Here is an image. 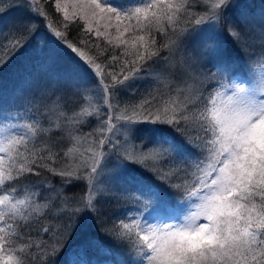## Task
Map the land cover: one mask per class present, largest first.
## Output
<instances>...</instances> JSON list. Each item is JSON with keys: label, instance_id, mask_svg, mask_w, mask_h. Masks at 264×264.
<instances>
[{"label": "snow or ice", "instance_id": "6c2138e0", "mask_svg": "<svg viewBox=\"0 0 264 264\" xmlns=\"http://www.w3.org/2000/svg\"><path fill=\"white\" fill-rule=\"evenodd\" d=\"M92 3L117 21L152 7L150 0L144 8L134 9L110 0ZM25 6L31 14L43 15L27 0ZM182 6L176 5V11ZM60 7L57 3L56 8ZM38 27L31 20L13 25L0 43L8 60L33 38L43 43ZM44 27L51 47L41 49L40 73L29 75L8 101L0 94V119L5 111L24 104L44 108L57 104L83 116L87 97L96 95L111 127L108 109L116 108L118 94L134 92L139 81L151 84L156 82L153 77L171 78L179 81L169 85L178 95L203 81L210 87L198 95L193 89L192 107L177 105L172 114L167 110L154 114L144 107L148 101L143 99L142 110L133 107L117 130H122L121 135L109 138L106 145L104 139L99 141L101 151L93 153L91 163L65 164L61 154L49 149L46 154L37 153L38 161H30L35 167L21 164L17 168L12 163L0 169V251L5 245L13 251L21 245L17 259L0 257V264H78L65 259L68 253L76 249L74 254L79 255L102 244L98 237L87 235L89 227L123 249L122 264H264V73L259 79L250 76L253 57L248 51L250 33L264 32V9L257 17L248 0H212L210 8L204 7L187 25L178 26L180 30L174 29L172 44L162 43L147 56V49L137 52L127 74H109L110 79L66 33L54 30L47 20ZM260 55L264 56V40ZM6 63L0 56V68ZM38 123L21 127L34 132ZM16 128L11 122L0 125V136L8 129L0 140V153L19 156L20 145L29 151L26 135ZM53 157L60 161L57 166L44 163ZM133 165L141 173L132 175ZM41 169L59 177L58 188L47 179L42 181L48 186L43 206L35 203V186L24 183L26 173L39 176ZM6 182L10 183L3 187ZM190 183L193 189L186 190ZM73 185L82 191L71 192ZM125 195L144 197L148 201L144 208L151 205V211L179 208L184 220L173 223L170 217L142 228L136 224L132 240L133 226L124 219L101 222L106 215L104 201Z\"/></svg>", "mask_w": 264, "mask_h": 264}, {"label": "trees", "instance_id": "16d2710c", "mask_svg": "<svg viewBox=\"0 0 264 264\" xmlns=\"http://www.w3.org/2000/svg\"><path fill=\"white\" fill-rule=\"evenodd\" d=\"M24 2L25 0L0 1V32L3 33V35H0V43L5 42V37L8 36L9 30L13 27V25H17L20 23V21H18L19 17H28V13L24 10V7L20 5ZM42 2L43 5H41V3L39 5L42 6V10L44 12L42 10L41 12L43 13L44 17L47 18V21L50 24H54L58 29L68 33L71 37L72 42L76 44V46L79 47L81 50H83L87 54L86 56L90 57L93 61H95V63L100 65L101 71H107L108 74L111 75L114 73H119V76L122 73L127 74L129 69L126 66H128L129 63H126L130 62V58L134 59V56L136 57L137 52L141 50L140 48L142 47L139 48L134 44V47L132 48L128 43L117 44L111 42L105 39L102 35L98 36L94 32L90 31L88 28H86V25L82 23V21H80L79 19H73L72 22L65 20L60 10L56 8L54 0H44ZM262 2H264V0L254 1V5H250V10L254 13L255 10H258V4ZM130 4L132 6L136 5L134 1L129 0L128 2L124 3L123 6H129ZM179 5H183L179 9V12L182 13L179 16V21L181 22H183V19H185V17L187 16L195 17L196 14H198L199 9L203 8V4L200 2V0H198V3L195 4L193 3V0H186L185 2L180 3ZM184 21H186V19ZM187 24L188 22L185 25ZM175 30H179V28L177 29L176 27ZM263 33L261 31L255 32L254 30L250 33L249 44L251 45V47L248 49V51L253 57L250 67L253 63L263 57L262 55H260ZM153 39L151 34L146 35L145 43L148 45V48H152L151 50H155L156 48H159L161 46V44L158 46L156 44L160 40L157 35L154 45L152 44ZM148 48L144 47L143 52H145V49ZM149 53L150 50L145 52V55L147 56ZM16 55L12 56L11 61H9L2 68H0V88L1 85L3 86L14 83L21 76H29L31 74H34V71H29V67L32 66L33 63L29 65V59L27 58V56L16 57ZM113 56H116L118 59L113 60ZM20 62H23L27 65H21L20 68H17L16 64ZM173 83L177 84L179 83V81H173ZM139 84L140 82L138 83L137 88L134 92H122L116 97V99L119 101V111H121L123 114H129L133 107L140 110V103L145 98L147 99L148 103L144 104V107H147L149 105L154 114L157 112L163 113L164 111H161L162 108L160 107V105L164 104L165 108L168 109L167 112L169 114H172L174 111L178 110L177 105H179L180 108H183L185 106L192 107L193 105L191 100H189L188 98V94H186V90H188V88L185 89L184 93L179 96L174 93V87H172V89L171 87H167L166 92H164L160 88L158 90L156 89L154 92H151V95H141V90H144L146 92L148 91L150 86H148L147 83L143 86H140ZM168 91L173 92V97L167 94ZM186 97L188 98V100L186 99ZM52 108H56L57 115L55 116L57 121H55L56 119L53 120L55 116H53L52 121L48 120L47 112L52 111L50 110ZM33 109L36 113L39 123L37 125L38 128L36 135L32 140L30 138L31 141L26 143L29 151H24V145L20 148V157L22 164L28 163L29 166L35 167L34 164H30V161L33 159L38 161L40 159V156L37 155V153H39L40 155L46 154V152L42 150L43 146H49L52 151L61 154L63 156L65 164H72V161L75 159V157L65 156V152L71 148V145H69L67 133H71L73 131V128H70L71 126L68 121H77L76 119L81 117L73 114L69 108L57 104H53L50 107L42 110H39V108L34 105ZM84 109L85 118L82 120V125L85 124L84 128L87 133L85 131H83V133L86 135H89V133H91L90 136L93 139L95 136L93 134L98 131V126L96 125L97 118L93 115V111H100L102 109V105L97 103L96 108H93L91 106H88L87 104H84ZM100 114L101 115H99V119H104L105 117L103 111H100ZM77 123L78 124L74 128H76L80 132L81 123L80 121ZM69 159L72 161H70ZM44 163L55 167L57 166V164L60 163V161L56 160L53 157L49 160H45ZM8 165L9 164H6L7 168ZM19 166L15 165V167L17 168ZM130 173L132 175H136L138 173H141V170L137 166H134V168L130 169ZM142 174L145 175L146 178L152 179L149 174ZM25 176L28 178L24 181V183L28 186H35L33 190L38 193V196L35 198V203L40 206H43L47 202L44 197L47 195L48 186L42 181L44 179H47L51 181L54 186H56L57 188L59 187V177H53L50 174L46 173L43 169H41V174L39 176H33L30 173H26ZM152 182L159 183L154 179L152 180ZM5 184L7 185L8 182H6ZM17 187L19 188L20 186ZM128 187L134 188V185H128ZM192 188L193 185L190 183L189 185H187L186 190H191ZM70 191L73 193L81 192L82 188L79 185H73L70 188ZM255 199L257 203H259L260 198L257 196ZM131 200L135 203L136 201H143L146 199L144 197L137 198L136 196H134L133 199L128 195L106 199L104 201V211L106 212V215L102 218L101 222L108 223L110 221H116L118 223L120 219L125 220L128 217L129 212L134 209ZM44 211L46 212L47 209H44ZM30 221L31 218H29V221L27 222ZM88 223L89 225H91L93 221L90 220ZM133 230L136 231L135 228H133ZM85 231L87 235L96 236L99 238V240H102V244L100 246L103 249H107L106 254L101 255L99 251L96 254L90 253L89 250L93 249L91 248L86 253L84 251H81L79 255H75L74 253L76 249H73V251L68 253V255L65 257L66 260L79 261L82 259L84 262H86V264H119L120 261L123 262V260L125 259V254L121 247L115 245L111 240L101 237L100 234L96 232L94 228L89 227ZM82 238L83 237H78V240ZM131 239H136L135 234L132 235ZM20 246L21 245L18 243L15 251H13V249L11 248V256L14 260L18 258Z\"/></svg>", "mask_w": 264, "mask_h": 264}, {"label": "rangeland", "instance_id": "374dc122", "mask_svg": "<svg viewBox=\"0 0 264 264\" xmlns=\"http://www.w3.org/2000/svg\"><path fill=\"white\" fill-rule=\"evenodd\" d=\"M42 1L44 0H35V2H33V0H27L28 3L32 4L33 8H36L38 6L40 10H42V6H41L43 5ZM45 1H50V0H45ZM110 1L113 4H118L126 9H134L136 7L144 8L145 4L148 2V0H132L136 3V5L132 6L130 4L129 6H123V4L128 2L129 0H110ZM185 1L186 0H150L152 7L146 8L145 11L134 15L131 19H123L121 21H117L114 17H110L107 14L100 13L98 9L94 8L92 0H54V3L60 4L61 7L59 10L62 13L63 18L65 20L72 22L73 19H79L80 21H82V23L86 25V28H88L90 31L94 32L95 34L97 33V31H99L105 39L117 44L128 43L132 48L134 47L135 44L139 48L142 47L140 48L141 50H139L138 52H143L144 47L148 48V45L145 43L147 34H151L152 39L153 38L156 39V35L159 37L160 40L156 43L157 46L162 43L172 44L174 40V29L176 27L178 29L179 28L178 25L179 26L185 25L191 18L194 19L200 12L203 11L204 7L210 8L212 3V0H200V2L203 4V8L199 9L198 14H196L195 17L187 16L188 19H186V21H184L185 19H183V22H181L179 21L180 20L179 16L182 13L176 11V5H179L180 3H183ZM254 1L256 0H248L249 5H254ZM25 2L20 5L23 6L24 10L28 13V17H19L18 21L20 22L29 21V20L35 21L39 25L38 34L39 37L43 39V43L38 44L36 39L33 38V40L29 44H27L24 48H22L19 52H17L19 54L16 53L17 54L16 57L27 56V58L29 59V65L33 63L32 64L33 67L30 66L29 71L30 72L34 71V74L39 75L42 64L41 60H43L44 57V54L42 53L41 49L42 48L46 49L51 47V37L49 30L44 27V21L47 20V18L44 17V15L35 16L31 14L28 11L27 7L25 6ZM97 2L103 3V0H97ZM40 3L41 5H39ZM169 5H171L172 7L169 8L168 7ZM262 9H264V2L258 4V10L254 11V15L258 17ZM137 16H138V20H137ZM47 23L51 25V27L54 30L64 32L63 30L58 29L54 24H50L48 21ZM118 28L119 31L117 30ZM254 31L259 32L258 29ZM66 34L68 40L72 42L70 35L68 33ZM141 36L144 37L143 40L139 39V37ZM263 40H264V33H263ZM151 49L152 48L150 47L147 49V51L150 50V52H152L153 50ZM65 55L67 57V54ZM0 56H2L3 59L7 60V63L11 61V59L8 60V55L6 50L3 51L0 50ZM135 58L136 57L134 56V59ZM134 59L130 58V62L126 63V64L129 63V65L126 66L128 69H131L133 67L131 61ZM21 65H27V64L20 62L16 64V67L20 68ZM56 70L57 68L55 67L52 69L53 72H55ZM104 73L107 76V78L109 79L111 78V75H109L107 71H104ZM262 73H264V56L261 57L260 60H257L255 63L252 64V66L250 67L249 74L250 76H253L256 79H259ZM112 75L119 76V73H114ZM27 77H28L27 75L21 76L14 83L3 86L1 85L0 94L3 95L5 101H8L9 98L13 95V93L21 87L22 82ZM153 79L156 82L151 84H149L145 80L139 81L140 86H143L146 83L148 84V86H150L148 91L146 92L144 90H141V95H149V93L154 92L156 89L158 90L160 88L164 92H166L167 91L166 88L170 87L169 86L170 83L172 85H175V83L171 81V78H169V80H161L159 77H153ZM208 87H210V84L207 81H203L202 83H197L195 85H190L188 87V90H186V94H188L189 100H191V102L194 103L193 89H195L196 95H198L202 89ZM174 93L177 94L175 90ZM167 94L173 97V92L168 91ZM177 96L179 95L177 94ZM188 98L186 97L187 100ZM98 99H99L98 96L91 95L87 97L85 104L93 108H96ZM35 106L38 107L39 110L46 109L40 105H35ZM33 107L34 106L24 104L23 106L13 107L10 112L5 111L3 114V118L0 119V125L7 124L8 122L16 124L17 128L15 130L20 132L22 135H26L27 137L26 143L31 141L36 135L38 127L34 132H32L29 131L27 128L21 126L30 123L39 122ZM148 107L150 106L149 105L147 107L145 106V108ZM160 107L162 108L161 111L168 110L165 108V104L160 105ZM119 108H120L119 104H117L115 109H110L111 111L108 109V111L111 112V115L109 117L111 121V127L109 126V123L108 121L105 120V118L99 119V116L98 117L95 116V113H97V111H93V115L97 118L96 125L98 126V131H96L95 134H93L95 135L93 139L90 135H86L83 133V131L87 133V131L84 128L85 124L82 125L83 124L82 120L85 118L84 115L80 116L81 118H77L76 119L77 121H70V120L68 121L71 126L70 128H73V131L71 133H67L69 145H71V148L65 152L66 154L65 156L75 157L73 161L69 159L70 161H72V164H80L83 162L91 163L92 160L94 159L93 153L96 152L97 154H99L101 151V146L99 145V141L101 139H104V143L106 145L109 138H115V136L122 134V130L119 133L117 132V130L120 129L121 125L125 123V118L130 113L123 114L121 111H119ZM50 110L52 111L47 112L48 120L52 121L53 116L57 115L56 108L55 109L52 108ZM55 119L56 116L53 120ZM55 121H57V119ZM79 121L81 123L80 132L76 128H74L76 127V125L78 124L77 122ZM7 135H8V129H5L4 135L0 136V140L6 138ZM21 146L23 145H20L19 147L21 148ZM49 149H50L49 146L48 147L43 146L42 150H44V152H47V150ZM0 157H3V163L0 164V169H7L6 164L14 163L16 166L22 164L20 155L18 156L15 152H11L7 155H5L4 153H0ZM25 165H28V163H25ZM134 166H132V168H134ZM3 187H7V185L5 184ZM130 188L132 189V187ZM130 197L134 199V196H130ZM97 198H99V195H97ZM131 203L134 209L129 212L128 217L125 219V222L130 223L135 229H136L135 227L136 224H139L141 228L144 227L145 223L157 225L161 220L169 219L170 217L172 218L173 223H181L184 220V212H182L179 208L168 207L165 208L163 211H151V205H149V208L147 209L144 208V204L148 203L147 200L136 201L135 203L132 201ZM184 211L187 212L188 209L185 208ZM133 234H135L134 230H133ZM101 249H102L101 246L99 248H93L94 254H96L99 251L101 255H103L104 251ZM9 255H11V251L9 252V254H7V250L5 249L0 251V257H3L4 259H7Z\"/></svg>", "mask_w": 264, "mask_h": 264}]
</instances>
